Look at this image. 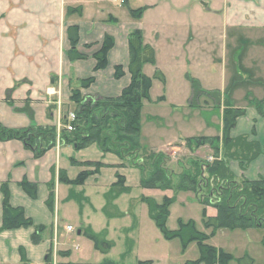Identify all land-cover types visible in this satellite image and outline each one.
<instances>
[{"label": "crops", "instance_id": "crops-1", "mask_svg": "<svg viewBox=\"0 0 264 264\" xmlns=\"http://www.w3.org/2000/svg\"><path fill=\"white\" fill-rule=\"evenodd\" d=\"M69 8L82 11L68 14ZM139 9L146 10L136 20L129 11ZM71 27L79 29L77 49L86 56L85 60L68 59ZM136 30L142 32L145 44L156 54V65L143 69L153 79L150 101L144 102L141 112L140 143L144 150L165 153L182 140L197 138L198 134L204 138L222 136V112L218 111L219 116L211 102L205 100L209 105L197 109L189 107L192 90L188 88L186 75L196 77L205 91H219L234 107L246 111L231 132L233 138L251 136L255 130L256 136L252 138L264 144V116L247 100V97L264 100V0H128L127 7L120 0H0V123L11 130L38 127L56 128L60 132L64 119L77 110L71 99L74 91H79L82 98L120 97L131 82L129 35ZM107 36L114 39L115 45L108 53L106 69L96 72L93 56ZM117 67L124 70L119 79L115 75ZM158 72L164 76V83L156 79ZM90 78H94V83L83 89L81 82ZM51 88L56 94L48 96L46 91ZM157 92H162L161 96ZM26 108L32 111L33 120L24 111ZM189 126L199 127L195 131L198 134L188 133L185 128ZM201 151H196V157ZM262 158L251 167L259 165ZM88 164L103 167L95 173L96 167ZM251 167L243 173L237 165L233 171L237 177L239 173L252 175L255 169ZM83 172L95 174L81 186L61 182V173L75 181ZM118 175L125 179V187L131 192L108 204V194ZM141 179L139 169L115 154L103 153L96 144L76 150L73 145L58 141L36 159L19 141L0 142V264H24L22 249L25 264H85L83 260L91 258V245L87 243V256L76 244L78 240L89 242L87 238L81 240L85 231L102 233L114 243L107 255L95 251L93 246L97 264L115 260L117 245L113 238L116 234L119 238L122 232L129 234H126L128 244L139 240L149 243L151 248L152 237L154 243L157 240L161 244L166 240L162 234V238L155 234V223L141 201L143 197L158 203L165 197H176L167 223L173 231L179 228V221H193L198 228V222L190 215L191 208H196L203 228L197 230L206 234L205 208L193 194L143 189ZM24 180L37 186L36 200L30 199L20 187ZM6 183L11 205L23 208L35 226L46 227L39 245L31 241L34 228L1 231V188ZM52 183L53 212L47 207ZM206 211L209 217L217 215L212 207ZM121 221L128 222L129 227L122 228ZM144 230L153 233H143ZM155 245L158 248V243ZM160 253L155 259L158 263L164 260L163 252ZM145 262L154 263L150 258Z\"/></svg>", "mask_w": 264, "mask_h": 264}, {"label": "trees", "instance_id": "trees-1", "mask_svg": "<svg viewBox=\"0 0 264 264\" xmlns=\"http://www.w3.org/2000/svg\"><path fill=\"white\" fill-rule=\"evenodd\" d=\"M123 1V6L127 7L128 0ZM146 9L130 10L132 18L138 20L142 18ZM82 9H68V14L81 13ZM68 38L72 45L67 53L71 62L85 60L86 56L78 52L80 34L78 27L68 29ZM114 39L107 36L100 50L94 54L96 60L95 71L106 69L108 65V53L114 47ZM129 48L131 62L128 72L131 82L126 87L120 97L111 99L82 98L79 91H74L72 101L77 105L75 112L76 120L71 123L73 131L69 132L63 128L60 132L56 128L31 127L28 130H11L5 128L0 123V142L19 141L25 148L34 153L36 159L43 157L48 151L61 142L63 145H73L76 150H83L93 144L107 154H115L123 162L137 168L142 173L141 187L149 190L168 191L173 190L174 194L192 193L196 200L202 205L204 227L211 231L208 236L197 230L193 221L183 223L179 221V228L170 231L167 227L170 217V208L176 202V197L164 198L162 203L151 198H142L149 211L150 219L161 231L165 240H180L184 249L190 244L196 243L199 247L200 258L195 261H188L185 264H230L235 261L237 264H254L248 255L241 259H234L233 256L218 250L206 242L214 236L220 229L235 230H264V174L256 181H238L230 170V162H238L240 169L246 172L248 168L259 158L264 156V145L253 139L256 131L253 130L251 136H240L233 138L232 130L236 127L238 119L246 113L244 109L234 107L229 99L223 98L219 91H205L201 83L187 75V80L191 85L192 96L189 107L193 109L201 108L203 98L211 102L214 107L224 106L222 137L213 138H190L186 140V146L191 150H197L206 144L213 145L216 152V159L208 161L203 159H193L189 166L182 170L178 176L170 173L167 165L169 157L163 153H154L144 150L140 143L141 134V112L145 101H150V91L153 86V79L147 77L143 69L146 65H156V54L154 49L146 45L141 31H133L129 35ZM116 78L124 76L122 67L115 70ZM156 79L163 83L164 76L158 72ZM94 83V78L81 82L83 89H88ZM161 98L159 101H162ZM258 114L264 116V100H250ZM205 101L204 105L208 106ZM31 120L34 115L29 108L24 110ZM69 125L67 118L64 119L63 127ZM253 139V140H252ZM221 144V145H220ZM95 166L97 173L103 165L88 164ZM83 172L75 181L68 180L64 173H61V182L67 185L81 186L93 174ZM125 179L118 175L117 181L111 187L108 194V204L117 197L131 192L125 187ZM20 187L32 200L38 197V190L35 184L27 180L21 182ZM3 195V224L1 231H13L27 228H34L31 236L33 245H39L42 235L47 230L44 226H35L32 219L25 215L23 208H15L10 203L9 183L3 184L1 188ZM49 198L47 207L54 211V184H49ZM212 207L217 211L215 217L207 215L206 208ZM92 242L95 251L107 255L114 248V243L105 237L96 235L91 231L83 233ZM131 249V245L129 247ZM22 262L25 264V252L21 250ZM102 264H116L106 262ZM138 264H151V262H139Z\"/></svg>", "mask_w": 264, "mask_h": 264}, {"label": "rangeland", "instance_id": "rangeland-1", "mask_svg": "<svg viewBox=\"0 0 264 264\" xmlns=\"http://www.w3.org/2000/svg\"><path fill=\"white\" fill-rule=\"evenodd\" d=\"M193 78L196 79V77H193ZM186 80H187V75H186ZM196 80H198V79H196ZM216 83H218V85H220V81H218ZM189 85H190V83L188 84V88L191 87V85L190 86ZM161 94H162V92H160V93L157 92V95L161 96ZM205 100H207V99L203 98L201 100L200 103L202 106L204 105L202 103V101H205ZM215 109L217 110V112L219 110L222 112V119H223L224 106L222 105V106H220V108L216 107ZM221 112L220 113L218 112L217 114L220 116ZM185 130L188 133H190L191 135H195L194 133H197L195 131L199 130V127H197V126L190 127L189 126V127H186ZM198 135L200 136V134H198ZM199 136L197 138H202ZM221 137H219V138H221ZM213 138L214 137H212L210 139L214 140ZM215 138H217V137H215ZM181 142L178 143L177 145H175L174 147H172V149H170V151L163 153V154L167 155L170 159L167 167H168L170 173L173 175V177L180 175L182 173V170L184 168L186 169L189 166L188 163L190 162V160L203 159V160H208V161L212 162L216 159V152L214 150V146H216V144H214L215 142L213 143V145L206 144L203 147H201L197 150L195 149L193 151H191L186 146V140H182ZM262 145H264V144H262ZM203 148H207V150L209 148L210 152L209 151L207 152V150L203 149ZM201 149H202V151L200 152V156L196 157V155H197L196 151L201 150ZM262 157L263 158L259 162V165L255 164V167L253 166L255 169V173L253 171L252 175H249L248 173L246 175H243V174L238 172L239 177L236 176V179L239 182L243 181V180H249V181L258 180L259 177H261L264 174V156H262ZM237 165L239 167L238 162H235V161L230 162V164H229L230 170L232 171L233 174H234L233 168H236ZM250 167L248 168V170L250 169ZM253 167H251V170H254ZM239 171L243 172L241 169ZM240 176H242V177L244 176L245 178L249 177V179L248 178L247 179L240 178ZM159 191H161V190H159ZM168 191H173V190H168ZM163 192H165V191H163ZM190 211H191L190 215L194 216V220L196 222H198V224H199L198 228H200L202 226V223L200 220L201 218H199V212H197L196 208H194V207H192ZM119 224H121L122 228H124L125 226H128V222H124V221H121ZM153 226L155 229V230L154 229L153 230H154V232H156L155 234H157L158 236L160 234H162L161 231L156 227V225H153ZM199 230H203V228L201 227V229H199ZM204 230H206V229H204ZM170 231H173V230H170ZM206 231L205 232L207 234L208 231H210V230H206ZM143 233H148V234L151 233L152 234L153 232L151 230L150 231L144 230ZM201 233H204V231ZM74 234L76 235L77 232H75ZM100 234H102V233H100ZM126 234H128V233L126 232ZM126 234L124 235V233L122 232V234H119V238L117 237V234L113 238V240L115 241V243L117 245L115 250H114V253H113V257L115 260L106 261V262H113L116 264H138L139 262H145L148 258H150L152 261H154V263H151V264H185L188 261H195V260H198L200 258L199 247L196 243H192L186 249H184L180 240H178V239H175L172 241L166 240L160 244L157 240H155V243H154V241H153L154 237H152V244H151V248H150L149 243L144 244V243L140 242L139 240H136V242L134 240L133 243L131 240V243L128 244L129 236H127ZM100 236L105 237L103 235H100ZM123 237H125V238L123 239ZM84 238L86 239L85 235L83 234L81 240H85ZM161 238H162V236H161ZM83 242L84 243H82V241L78 240L76 243L79 245V247H81L82 254H85L87 256L89 255L88 254L89 253V247H88L89 245H87V243H89L91 245V248H92V249H90L91 250L90 251L91 252V258L88 260H83V261L85 262V264H97L98 262H96L97 261L96 258L98 255L94 251L92 243L90 241L89 242L86 241V243H85V241H83ZM125 243H126V245H125ZM156 243H158V245H159L158 248L155 247ZM130 244L132 247L131 249H129V246H128ZM206 244L233 256L234 259H236V260L243 258L245 255H248L249 257L252 258V260L254 261V264H264V230L253 229V230H247V231H242V230L230 231L227 229H220L216 232V234L214 236L210 237V239L206 242ZM135 245H136V247H135ZM128 249L131 251H128ZM134 249H135L136 254L131 253ZM160 252H163V254H162L163 258L162 259H164V260L161 263H158V262H156L155 259H158V257L161 255ZM123 255H124V258H123ZM121 256L125 261H123L121 259ZM84 262H81V263H84ZM106 262H102V263H106ZM99 263H101V262L99 261ZM231 263L237 264L235 261H232Z\"/></svg>", "mask_w": 264, "mask_h": 264}, {"label": "built area", "instance_id": "built-area-1", "mask_svg": "<svg viewBox=\"0 0 264 264\" xmlns=\"http://www.w3.org/2000/svg\"><path fill=\"white\" fill-rule=\"evenodd\" d=\"M46 94L48 95V96H53V95H55L56 94V92L53 90V89H48L47 90V92H46ZM68 122H69V125H67L65 128L69 131V132H71V131H73V127L71 126V123H73L75 120H76V115L75 114H70L69 116H68ZM69 231H72V228H69Z\"/></svg>", "mask_w": 264, "mask_h": 264}, {"label": "water", "instance_id": "water-1", "mask_svg": "<svg viewBox=\"0 0 264 264\" xmlns=\"http://www.w3.org/2000/svg\"><path fill=\"white\" fill-rule=\"evenodd\" d=\"M80 234V233H79Z\"/></svg>", "mask_w": 264, "mask_h": 264}]
</instances>
